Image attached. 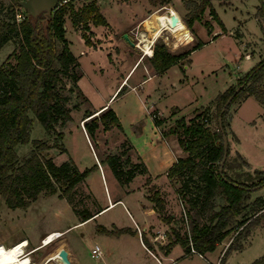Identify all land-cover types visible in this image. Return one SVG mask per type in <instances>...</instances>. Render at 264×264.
Returning a JSON list of instances; mask_svg holds the SVG:
<instances>
[{"label":"rangeland","instance_id":"rangeland-1","mask_svg":"<svg viewBox=\"0 0 264 264\" xmlns=\"http://www.w3.org/2000/svg\"><path fill=\"white\" fill-rule=\"evenodd\" d=\"M83 1L87 3L91 0ZM126 1L97 0V4L100 5L102 13L112 26L115 24L118 27L116 29L118 32L121 30L126 32L133 23V19L136 20L142 12L145 18L151 14L149 18H144L145 28L141 29L142 33L139 35L138 46L141 47V50L135 45L129 46V54L133 55L135 61L143 58L141 63L144 66L142 67L141 65L134 76L138 77L142 71L144 73L146 67L149 72L152 71L149 60L150 56L147 55L148 50L150 46L152 48V43L155 42L156 37L164 29L163 27H159L160 24L158 23L156 12H165L167 6H173L186 24L184 19L189 17V9L186 6L187 1L199 3L202 0H169L166 4L150 3V8L146 9V11H144V0ZM13 2V0H0V20L11 17L10 7ZM82 2H77V6L80 7ZM211 2L223 24L214 22L215 20L210 14L209 9L206 8L200 19L195 20L191 27L186 24L187 29L192 35V40L186 44L180 43L177 48L173 44L181 37L183 31L176 35L177 31L170 32L164 29L168 41L164 43L173 53L186 51L199 41L203 42L205 40V43L195 49L192 54H188V56L183 58L179 64L173 66L167 74L155 77L145 85L146 89L150 91L156 92L157 90L156 95L151 93L152 99L156 100V106L162 114H167L171 108L175 110L177 106L182 109L183 114H186L172 118L170 116L172 110L170 111V115L165 117H161L157 112L155 114L150 112L153 120L156 117L160 121L159 125L154 121L160 135L154 133V136H152L154 143L145 152L143 157L146 164L147 161L150 164L148 172L144 171L140 163L143 159L137 156V151L132 149L133 145L126 137V129H124V133L114 126L106 134L104 132L100 133L98 136L100 137L101 144L97 143L95 135L87 131L92 141V148H90L85 136L82 134L81 127L79 126L82 120H85L83 119L85 114L82 112L85 109L97 107L102 103V98L109 92L108 86L110 83H113V79L111 80V74L108 75L110 71L104 72L103 77L99 70V73L94 72L92 60L96 59H92L90 55L84 54L85 43L81 40L80 34L76 30L78 28L72 26L69 12L64 15L68 28L67 38L71 50L74 54L81 57L83 75L79 79L78 84L86 100L82 102L79 109L71 111L72 120L67 121L64 125H57L58 131L62 130L64 132V136L59 138V140L55 134L48 135L35 114L30 111L29 115L32 118L30 140L25 143H19L15 147L18 157L23 159L33 148L34 139H45L51 147L44 152L46 155H50L55 163L60 164L71 158L81 170L85 168L92 169L96 165L94 155L98 156L101 162L102 158L108 153L124 152L121 156L123 167L137 170L129 183L121 184L119 182L125 190H128V195H123L125 203L137 222L140 224L142 222L146 224L150 222L148 224V231L152 236L157 235L158 240L152 242L157 244V249H159V245H165L174 238V230L180 233L189 232L188 203L179 191L183 184V179H192L189 181L187 193L197 192L195 186L197 175L195 173L186 170L178 175L166 176L164 173L165 169H162V165L166 161L171 162L169 165L171 167L177 160V157L187 155V151L181 143L182 141L186 143L189 136L184 133L181 124H190L193 121L199 120L211 131L217 130V113L212 103L208 105L211 107L204 115L196 118L197 113L203 112L205 110V106L203 105L208 104L211 98L215 97L218 92L223 91L231 82L234 85L237 84L238 76L243 75L258 62L259 49L264 54V44L263 49L261 46L264 43V16L259 17L257 14L259 0H211ZM190 7L192 8V5ZM16 9H18L17 6ZM136 14L137 16L135 17ZM207 22L211 25L214 23L212 31L215 32L214 34L209 30ZM79 27L81 28V24H79ZM133 28L134 26L130 30ZM128 33L131 34V31ZM215 35L216 37H214ZM115 37L116 39H124L121 37V33L116 34ZM242 41L244 44H242ZM16 47L14 41H7L0 49V63L4 61L14 63V50ZM108 48L110 46L102 49ZM119 50V46L114 44L109 55L110 57L112 56L111 59L113 61L117 60L120 63L123 58L117 56ZM142 50L146 51L143 52ZM251 50L254 52L253 56L249 54ZM100 53L102 55L96 56H100L97 57V60L102 61V58L105 57V52L102 51ZM261 85L264 89V81L261 82ZM196 97L197 101H195ZM78 99H81V97L78 98V96L73 95L70 103L78 101ZM191 102H195V106L190 105L191 107L198 108L188 113L191 111V107H189ZM151 103L150 101L148 105ZM126 105L131 108L133 106L136 107V98L128 96ZM225 122L228 123L226 128L228 154L223 169L230 177L239 181L248 182L260 179L264 175V105L254 97L245 96L229 107L225 116ZM140 125L142 126L143 123L140 122L134 127L140 128ZM106 135L107 137H105ZM60 143H63L66 148L63 152L60 150ZM128 154L131 157L129 163L126 162ZM101 164L103 165L104 175L108 182L107 187L109 186L113 191L114 188L119 186L118 179L110 166L102 162ZM155 168L159 172H154ZM213 171L216 173V170ZM149 175L151 176L150 179H148ZM93 184L97 192L102 190V194L105 195L100 178L98 182L94 181ZM155 190L158 191L163 199L164 208L162 211L155 209V202L152 199ZM59 194V190L53 194H47L42 191L37 199L32 201L28 206L11 208L7 206L4 197L0 193V241L5 242L6 246L24 235L31 237L37 231L48 228H63L74 224L77 221V215L74 213L72 205L67 199L60 197ZM71 196L75 206L79 210L87 208L91 211H96L100 207L99 202L101 203L102 199H105L101 195L98 198L91 190L88 176L85 179V183L78 184L71 192ZM257 196L264 198V187L252 192L248 202L250 210H246L247 213L251 212L254 199ZM143 202L145 203V211L143 210ZM225 202L224 194L216 196V208H219ZM147 209L150 211L147 212ZM167 216H171L170 219H164ZM109 218L125 226L131 222L129 215L120 206H116L103 214L100 219L88 222L84 226L75 228L72 231L78 235L81 234L80 232L85 231V254L93 263L101 260L100 258L96 259L91 256V249L94 247L95 242L93 234L98 231L97 225L101 223V219ZM242 218H245V215H239L236 219ZM252 218L251 221L245 223L246 226L242 229V226H238V223H236L238 220H234L230 225L229 233L217 244V247L203 254L211 264H248L264 253V216ZM158 229L161 230L159 231ZM137 230L141 231L139 228ZM254 230L255 232L252 234ZM251 234V242L248 243L250 241L248 236ZM133 247L137 254H139L140 259L138 261L144 264H155L151 260H148L139 248ZM156 247L152 246L151 250L158 254ZM180 249L177 246L174 251L179 252ZM56 252L58 253V250ZM184 254L186 255L184 256ZM59 258L63 264H71L69 261H63L60 256ZM175 261L177 264H205L197 253H189L186 248L183 249L182 255L176 258ZM163 263L171 264L170 261L167 262L166 260ZM48 264H54V262L50 261Z\"/></svg>","mask_w":264,"mask_h":264},{"label":"trees","instance_id":"trees-1","mask_svg":"<svg viewBox=\"0 0 264 264\" xmlns=\"http://www.w3.org/2000/svg\"><path fill=\"white\" fill-rule=\"evenodd\" d=\"M13 1L10 7L11 17L0 20V49L10 40L17 46L14 50L15 62L0 63V193L7 206L15 208L28 206L42 191L53 194L59 190L60 197L67 199L74 213L83 221L92 217L95 211L87 208L77 209L71 192L78 184L85 183L91 168L81 170L71 158L60 164L55 163L53 158L44 152L51 147L45 139H34L33 148L23 159L18 157L15 147L30 140L32 125L30 111L35 114L48 135L55 134L59 140L63 136V131H58L57 125H64L71 120V111L79 109L86 100L78 84L83 74L80 62L70 49L65 36L64 15L69 12L73 26L81 30L87 45H95L91 39L93 33L90 31V24L108 25V21L101 12L97 0L84 3L77 9L73 4L63 6L52 11L48 18L44 13L32 17L24 9L21 19L16 17V6H19V1ZM148 1L152 4L169 2V0ZM191 2L186 3L189 17L184 19L189 27L195 20L200 19L206 8L215 21L223 24L211 0ZM257 14L259 17L264 16V0H259ZM186 24L183 23L176 30V35L185 29ZM207 24L211 30L212 25L209 22ZM191 40V34L187 37L182 34L173 45L177 48L180 43L186 44ZM203 44L204 42L199 41L186 51L173 53L164 41L157 39L153 54L149 57L153 72L163 73L172 64L181 62ZM263 81L264 57L238 77L236 85H229L213 99L212 106L217 113V130L211 131L199 120L190 124H181L184 133L189 136L186 143L184 141L181 143L187 155L177 157L168 169L167 175H178L186 170L195 173L197 192L187 193L189 181L192 179H183L179 191L188 203L189 232L180 233L174 230V238L165 245H159L161 250L168 251L172 244L180 243L189 251L192 244L198 252L204 254L217 247V244L229 233L230 225L234 220H238L236 222L238 226L244 228L245 223L251 221L252 217L264 216V198L261 196L254 199L251 212H246L250 210L248 202L252 192L264 187V175L260 179L248 182L239 181L230 177L223 167L222 170L220 169L224 153L223 134L227 135L228 123L225 122L227 110L233 103L249 95L254 96L264 105V89L261 85ZM73 95L81 99L70 103ZM210 107L205 106V110L197 113L196 118L204 115ZM84 114V126L92 135H95L100 126L104 130L114 126L122 130L116 112L110 106L97 112L85 109ZM154 121L160 124L156 117ZM59 146L62 152L66 150L63 143ZM123 153H108L101 162L110 166L121 184H127L137 170L123 167L121 163ZM129 160L131 161V157L128 154L126 162L129 163ZM142 161L140 162L142 168L148 172ZM213 170H216V173ZM150 177L149 175L148 179ZM219 194L225 195L226 202L216 208L215 198ZM152 199L155 202V209L162 211L164 202L157 190L154 191ZM239 215H245V218L236 219ZM170 217L164 219L168 220ZM97 230L111 235L133 232L129 227L113 226L108 229L101 224L97 225ZM142 238L146 246L151 249L152 244L148 238L143 234ZM248 264H264V254Z\"/></svg>","mask_w":264,"mask_h":264},{"label":"crops","instance_id":"crops-1","mask_svg":"<svg viewBox=\"0 0 264 264\" xmlns=\"http://www.w3.org/2000/svg\"><path fill=\"white\" fill-rule=\"evenodd\" d=\"M127 1H129V0H127ZM144 5H145L144 11H146V9L150 8L149 7L150 2L148 0H144ZM99 7H100V5H99ZM100 10H101V8H100ZM150 15L145 18L144 14L142 12V14L136 20L133 19V23L127 29L126 32H129L130 28L133 26L134 27L138 26L140 29L145 28L144 20L149 18ZM136 16H137V14L135 15V17ZM107 21H108V25H102V24L97 25V26L93 25V24L90 25V31H92V33H93L91 36V39L95 43V45H87L85 43L82 35H81V30L79 28L78 29L75 28L79 32L81 40L85 43L84 54L90 55L92 59H96V60H92L93 61L92 63L94 66V72L95 73L100 72L101 76L103 77L104 72L107 73L108 71H110V73L108 75L111 74V80L113 79V83H110L108 86L109 92L107 93V95L103 96V98H102V103L100 105H98L97 107L90 108V110H92V111L94 110L97 112L106 106H110L111 108H113V110L116 112V115H117V117H118V119L122 125V132L125 133L124 129H126V132H127L126 134L128 135V136L126 135V137L130 140L131 144L133 145L132 149L134 151H137V156H140L143 159L145 152L154 143V141L152 140V136H154V133L160 135L156 129V125L154 123V120L152 118L151 113L157 112L161 117H163V116L165 117V116L170 115V113L172 112V114L170 115L172 118H176L177 116L186 115V114H183V111L179 106H177L175 108V110H172V108H171L172 111L170 110L171 112L169 111L167 114H162L160 109L156 106V104H157L156 100L152 99V94L156 95L155 93L157 92V90H156V92L150 91V90L146 89V87H145V85H147L155 77H159L160 75L164 76L165 74H167L168 71L173 66L179 64V62L172 64L162 74H156L153 72V70L151 72H149L147 70V67L145 66L146 68L144 69V73L142 71V73L138 77H134L136 71L140 68V66L141 65H142V67L144 66L141 63L143 58H141L140 60H136V61L134 60L133 55L129 54V49H130L129 46H133V45L128 43L123 38H122L123 40H121L120 38L116 39V37H115L116 34H118V33H121V37H122L124 30H121L120 32H118L116 30L118 27L115 24H114V26H112V24L110 23V21L108 19H107ZM214 22L217 23V21H214ZM183 23H184V21L181 18L180 26ZM71 24H72V22H71ZM65 26H66L65 36L67 38L68 28H67L66 22H65ZM72 26H73V24H72ZM159 27L162 28V26H159ZM213 29H214V23L212 24L210 31L212 32ZM176 30L174 32H176ZM211 32H209V33H211ZM212 33L214 34L215 32H212ZM214 37H216V35ZM67 40H68V38H67ZM203 42L205 43V40ZM263 42H264V40H263ZM68 43H69V40H68ZM114 44H117L120 48L119 52L117 53V56H120L121 58H123V60L120 61V63L117 62V60L113 61L111 59L112 56L110 57V55H109ZM242 44H244L243 41H242ZM263 44L264 43H262V45H261L262 49H263ZM245 45H246V43H245ZM106 46H108V47L110 46V48L103 50L102 48H105ZM261 46H260V48H261ZM150 48H151V46H150ZM102 51L105 52L104 53L105 57L102 58V61L97 60V57H100V56H96V55L101 54L100 52H102ZM142 51L145 52L146 50L145 51L142 50ZM192 52L190 54H192ZM258 52H259V60H260L264 56V54L262 53V51L260 52V49ZM246 53H248V52H246ZM253 53L254 52H252V50L249 52V54L251 56H253ZM76 56L78 58V61L80 62V67L82 70L81 57H80V55H76ZM259 60H257V61H259ZM98 70H99V72H98ZM232 83L233 82H231V84ZM231 84H229V85H231ZM128 96H130L131 98H132V96H134L136 98V105H137L136 107L133 106L131 108V107H128L127 105L125 106L126 99L128 98ZM249 96L254 97L252 95H249ZM215 97L211 98V100L208 102V104L203 105V106L210 105ZM195 99H196L195 101H197V97ZM150 101L152 103L150 105H148V103ZM190 105L195 106V102H191L189 104V107H191ZM150 108H152V109H150ZM196 108H198V107H195V108L191 107L190 108L191 111H189L188 113L192 112ZM84 111L82 113H84ZM97 115H99V114H97ZM71 117H72L71 118V120H72L73 119L72 112H71ZM84 117L85 116H83V118ZM84 122H85V120H84ZM140 122L143 123L142 126L140 125V128L134 127V126L138 125ZM79 126L81 127L82 134L85 136L87 143L90 145V148H92V141H91L90 137L88 136V133H87L85 126L82 124H79ZM111 129L104 130L102 126H100L98 128V131L95 133L98 144H101L100 137L98 135L100 133H103V132L106 134ZM63 136H64V132H63ZM105 137H107V135ZM94 159H95L96 165L91 169V171L88 175V182H89L90 188L94 192V194L97 195L98 198L101 195V196L105 197V199H102V201L100 203L99 199L97 198L100 207L98 208V210L95 211V213L92 217L82 221L78 218V216H76L77 221L72 225H69V226H66L63 228H48V229H44L41 231H37L35 234L31 235V237L24 235L22 237L17 238L11 244L6 245V246H10V245H12V244H14L20 240H27V244L24 245V248H25L24 253L31 258V260H32L31 264H36V263H40V262L43 263L45 261V259L47 258V256L50 254L55 256L57 261H60L59 262L60 264H63V262L60 260V258L58 256V253L56 252L57 250H60L61 248L66 249L67 254H68V258H69V261L71 264H140L141 262L138 261L140 259L139 254H137V252L135 251L133 246H136L137 248H139L141 250V253H143L148 260H151L155 264H164L163 263L164 260H166L167 262L170 261L171 264H177L175 259L179 258L182 255L184 247L180 243H174L171 245V247L168 251H163V250H161V248L157 249V247H156L157 244L152 243V242H156L158 240V237H157V235L152 236V234L148 231V224L150 222H148L147 224L145 222H142L141 224L139 222H137L135 220L133 214H131L129 208L127 207V205L125 203L123 195L127 196L128 190H125L124 187L122 185H120L119 181H118L119 186L117 188H114L113 191L111 190V188H109V186L107 187L108 182H107V179L105 178V175H104L105 173H104L103 165L101 164L98 156L94 155ZM143 162L145 163L147 169H149L150 164L148 163V161L146 164V162L143 159ZM170 163H171L170 161L169 162L166 161L162 165V167H163L162 169H165L164 173L166 176H167V170L170 168L169 167ZM101 168L103 169V171ZM154 172H159V170H156V168H155ZM153 174H156V173H153ZM99 178H100V181L102 183L105 195L102 194V192H101L102 190L101 191L99 190L97 192V190H95V188H94L93 182L94 181L98 182ZM144 204L145 203L143 202L142 203L143 210L145 211ZM116 206H120V208L125 213H127L129 215L131 222L125 226V225H122V224L116 222L115 220L109 218V219H101L100 224L105 226L108 229L112 228L113 226H116L118 228L129 227L133 232H123L119 235L106 234V233H103L100 231L95 232L93 234V240H95L94 247H95V245L99 246L100 251H101L100 252L101 255L98 257L93 256V250H94V247H93L91 249L92 250L91 256L93 258L95 257L96 259L100 258L101 260H99V262L96 261L95 263H93L90 261L89 257L85 254V247H84L85 246L84 245V243H85V240H84L85 231L80 232L81 233L80 235H78L72 231L75 228L84 226L88 222L100 219L103 214L109 212L110 210H112ZM151 210H153V208H151ZM146 211L149 212L150 210L148 211V209H147ZM138 228L141 229L142 234L148 238V240L150 241L152 246L156 247L158 254H156L153 250H151L150 248H148L146 246V244L143 241L142 235H137V233H138L137 229ZM158 230L160 231L161 229H158ZM53 231H59L62 234L59 237H56L49 244L42 243V239ZM254 232H255V230L252 232V234ZM252 234L248 236L249 240H250L248 243L251 242ZM0 243H3L5 245V242H3V241H0ZM177 246H179L181 248L179 252L174 251L175 247H177ZM197 254L201 259H203L205 264H211V262H209V260L203 254H201L198 251H197ZM262 254H264V253H262ZM52 262H54V264H59L55 261H52ZM141 264H144V263H141Z\"/></svg>","mask_w":264,"mask_h":264},{"label":"bare ground","instance_id":"bare-ground-1","mask_svg":"<svg viewBox=\"0 0 264 264\" xmlns=\"http://www.w3.org/2000/svg\"><path fill=\"white\" fill-rule=\"evenodd\" d=\"M156 17L160 26L164 29L174 32L179 28L181 24V17L178 12L172 6H167V10L165 12H156ZM183 34L187 37L189 34V30L187 27L183 30ZM152 48H149L148 53H151ZM62 233L59 231H53L45 236L46 243L49 244L56 237H59ZM27 244V240H20L10 246H5L3 243H0V264H31V258L26 255L24 245ZM52 256L50 260H48L45 264H48L50 261H57L55 256L52 254L47 257ZM39 264H43L40 262ZM60 264V263H59Z\"/></svg>","mask_w":264,"mask_h":264},{"label":"water","instance_id":"water-1","mask_svg":"<svg viewBox=\"0 0 264 264\" xmlns=\"http://www.w3.org/2000/svg\"><path fill=\"white\" fill-rule=\"evenodd\" d=\"M56 2L57 0H22L20 1V5L24 7L27 10L28 14L32 17H36L37 15L44 13L45 17L48 18V16L51 15L52 9ZM122 37L131 45H135L132 36L128 32H124L122 34ZM223 143H224V153L221 159V166H220L221 170L228 153V143H227L226 134H223ZM137 235H139V233H137ZM58 255L63 259V261L66 262L69 261L68 254L65 248H61L60 250H58ZM51 258L52 256L47 257L43 262V264H45Z\"/></svg>","mask_w":264,"mask_h":264},{"label":"built area","instance_id":"built-area-1","mask_svg":"<svg viewBox=\"0 0 264 264\" xmlns=\"http://www.w3.org/2000/svg\"><path fill=\"white\" fill-rule=\"evenodd\" d=\"M17 1H19V6H17L18 7V9L20 8V10H18V9H16V17H17V19H21L22 17H23V11H24V7H22L21 5H20V1H22V0H17ZM77 2H82V0H57V2L55 3V5H54V7H53V9H52V11H54V10H58V9H60L61 7H63V6H68L69 4H73V6H74V8H79V6H77ZM84 2L85 1H83L81 4H80V7L82 6V4H84ZM131 31V36H132V38H133V40H134V43H135V46L139 49V50H141V47H139L138 46V44H139V40H140V37H139V35L142 33V31H141V29L138 27V26H136V27H134L133 29H131L130 30ZM165 32L166 31H164V29H163V31L160 33V35L159 36H157L156 37V39H155V41L158 39V38H161L164 42H168L167 41V39H166V37H167V35H165ZM155 43V42H154ZM154 43H152V51H151V53H148L147 55L148 56H152V54H153V45H154ZM144 55H145V53H144ZM82 125H84V120H82V123H81ZM243 227V226H242ZM241 227V228H242ZM138 233H139V235H142V233H141V231H138ZM42 243H46V240H45V237L42 239ZM101 251H100V248H99V246L98 245H95V247H94V250H93V256H95V257H98V256H100L101 255V253H100ZM189 253H197V250L192 246V244L190 245V249H189ZM186 254H184V256H185Z\"/></svg>","mask_w":264,"mask_h":264}]
</instances>
